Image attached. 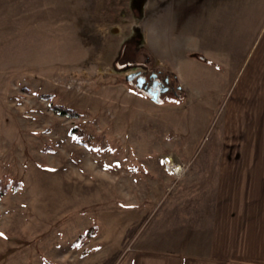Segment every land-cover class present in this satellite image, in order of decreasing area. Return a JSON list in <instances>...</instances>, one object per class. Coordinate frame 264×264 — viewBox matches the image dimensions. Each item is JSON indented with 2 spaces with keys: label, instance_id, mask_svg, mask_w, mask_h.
Returning <instances> with one entry per match:
<instances>
[{
  "label": "rangeland",
  "instance_id": "obj_1",
  "mask_svg": "<svg viewBox=\"0 0 264 264\" xmlns=\"http://www.w3.org/2000/svg\"><path fill=\"white\" fill-rule=\"evenodd\" d=\"M210 2L146 0L138 19L135 0H0V179L20 182L0 195V264H65L88 239L100 263L180 203L212 136L194 91L196 10ZM136 29L177 97L130 88L117 59Z\"/></svg>",
  "mask_w": 264,
  "mask_h": 264
},
{
  "label": "crops",
  "instance_id": "obj_2",
  "mask_svg": "<svg viewBox=\"0 0 264 264\" xmlns=\"http://www.w3.org/2000/svg\"><path fill=\"white\" fill-rule=\"evenodd\" d=\"M195 39V99L212 111L211 141L204 148L201 134L167 218L97 264H264V0L200 5ZM102 249L88 239L58 258L92 264Z\"/></svg>",
  "mask_w": 264,
  "mask_h": 264
},
{
  "label": "flooded vegetation",
  "instance_id": "obj_3",
  "mask_svg": "<svg viewBox=\"0 0 264 264\" xmlns=\"http://www.w3.org/2000/svg\"><path fill=\"white\" fill-rule=\"evenodd\" d=\"M135 1V15L140 19V13L146 0ZM126 44L127 47L130 46V51L121 53L117 60L122 63V71L129 73L125 79L131 84L130 88L144 92L155 103H162L165 99L177 97L181 88L180 85H176V76L172 78L170 74L156 67L155 60L143 50L144 45L138 29L126 41Z\"/></svg>",
  "mask_w": 264,
  "mask_h": 264
},
{
  "label": "trees",
  "instance_id": "obj_4",
  "mask_svg": "<svg viewBox=\"0 0 264 264\" xmlns=\"http://www.w3.org/2000/svg\"><path fill=\"white\" fill-rule=\"evenodd\" d=\"M53 109L60 113L61 115H68V116H75L71 110L63 107V106H54ZM82 136V134L80 133ZM7 178L0 179V195H5L9 192L10 189L12 190H19L20 189V182L17 183H7ZM97 231V227H93L88 230L84 235H81L80 239L76 241V245H80L84 242L85 239L95 236Z\"/></svg>",
  "mask_w": 264,
  "mask_h": 264
},
{
  "label": "bare ground",
  "instance_id": "obj_5",
  "mask_svg": "<svg viewBox=\"0 0 264 264\" xmlns=\"http://www.w3.org/2000/svg\"><path fill=\"white\" fill-rule=\"evenodd\" d=\"M179 170H181V168H180V167H179V168H177V172H178Z\"/></svg>",
  "mask_w": 264,
  "mask_h": 264
},
{
  "label": "water",
  "instance_id": "obj_6",
  "mask_svg": "<svg viewBox=\"0 0 264 264\" xmlns=\"http://www.w3.org/2000/svg\"><path fill=\"white\" fill-rule=\"evenodd\" d=\"M155 101V100H154Z\"/></svg>",
  "mask_w": 264,
  "mask_h": 264
}]
</instances>
